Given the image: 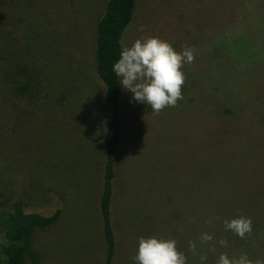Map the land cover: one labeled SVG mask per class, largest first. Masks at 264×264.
Masks as SVG:
<instances>
[{
	"label": "rangeland",
	"instance_id": "374dc122",
	"mask_svg": "<svg viewBox=\"0 0 264 264\" xmlns=\"http://www.w3.org/2000/svg\"><path fill=\"white\" fill-rule=\"evenodd\" d=\"M107 1L32 0L19 5L21 42L40 50L46 60L44 85L77 65L76 72L82 73H74L85 76L96 20ZM137 3L123 47L158 37L177 52L193 49L194 60L181 68L183 99L175 107L152 114L149 105L134 101L127 90L120 98L123 127L111 203L116 240L112 264H136L138 239L151 236L175 239L187 264H201V254L207 256L203 264H217L221 253L264 261V0ZM7 6L0 0V13ZM94 73L93 81L78 80L84 88L69 90L76 133L49 118V106L33 121L24 119L29 102L3 105L0 91V198L11 192L18 199V191L23 196L36 189L27 208L37 199L43 206L35 210L51 211L52 203L53 210L63 212L57 227L33 240L39 264L106 262L99 205L107 107ZM43 87L39 100L49 93ZM240 216L252 219L253 231L245 239L223 226L225 219ZM203 232L214 237L210 244L199 242ZM220 239L228 246L221 247ZM190 240L197 244L195 256L188 251ZM213 244L216 251L210 252Z\"/></svg>",
	"mask_w": 264,
	"mask_h": 264
},
{
	"label": "trees",
	"instance_id": "16d2710c",
	"mask_svg": "<svg viewBox=\"0 0 264 264\" xmlns=\"http://www.w3.org/2000/svg\"><path fill=\"white\" fill-rule=\"evenodd\" d=\"M31 2L32 0H6L8 6L1 8L0 91L3 94V105L6 104L5 102L12 101L29 102L31 107H25L23 118H31L32 121V117H35L37 112L49 106L51 109L49 118L67 126L69 133H76L78 128L71 122H76V111L73 104L69 103L68 95L78 86L84 88L85 85L78 81L81 78L82 81H93L90 73L95 72L101 88L95 87L99 89L105 108L107 107L102 143L105 154L104 176L99 208L106 241L105 264H112L116 240L111 219V203L114 194L116 153L122 139L120 98L124 91L120 78L112 71V66L119 59L124 34L132 24L138 3L137 0H108L104 13H100L101 16H98L96 20L92 41L93 55L85 76L80 77L81 74H75L82 73L76 72L79 66L77 65L68 71L66 76L55 78L53 84L46 86L42 80L43 68L46 65L45 58L41 56L42 52L37 49L31 50L32 48H27L21 42L23 23L19 5H27ZM49 48L48 46L47 49ZM50 59L51 56L48 57V61ZM88 72L89 76L86 74ZM63 73L64 71L62 75ZM40 86L47 87L43 88L49 92L48 95L46 94L47 97L44 96L48 102L44 98L39 100ZM70 88L72 91L69 92ZM37 98L38 101L34 104ZM18 120L20 119L17 118ZM35 191L37 190L33 189L32 193L24 192L23 196L21 191H18L19 194L14 192L15 195L18 194V199H13L11 192L0 198V264H39L41 258L34 246V238L39 232L57 227L61 221L62 209L53 210L52 203L48 205L51 211L35 210V207L43 206L37 199L30 202L32 207L27 208L25 204L32 196H35ZM39 195L43 196L42 193ZM24 198L26 201H23ZM48 202L49 200H45V206ZM8 209L10 211H7Z\"/></svg>",
	"mask_w": 264,
	"mask_h": 264
},
{
	"label": "clouds",
	"instance_id": "9594fccd",
	"mask_svg": "<svg viewBox=\"0 0 264 264\" xmlns=\"http://www.w3.org/2000/svg\"><path fill=\"white\" fill-rule=\"evenodd\" d=\"M193 60V49L185 48L177 52L168 42L158 37H146L136 39L131 46H124L112 71L120 78L122 88L132 93L134 101L149 105L152 114H159L166 107H175L183 99L181 90L185 76L181 68L184 63L191 64ZM206 223L211 224L212 220ZM223 226L225 231L241 239L250 236L253 231L252 219L245 216L225 219ZM213 239L212 235L203 232L199 242L210 244ZM218 243L221 247L228 246L225 239H220ZM188 251L193 256L197 255L195 241L188 242ZM209 251H216L214 244L209 247ZM133 259L136 264H187V256L178 250L175 239L156 236L140 237ZM199 259L203 264L207 256L201 254ZM217 264H264V261H253L246 254L230 258L227 253H221Z\"/></svg>",
	"mask_w": 264,
	"mask_h": 264
}]
</instances>
